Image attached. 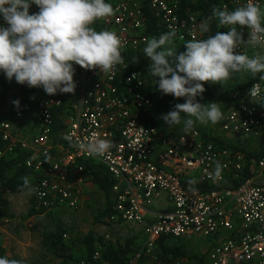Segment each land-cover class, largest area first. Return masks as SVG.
<instances>
[{"label":"built area","instance_id":"1","mask_svg":"<svg viewBox=\"0 0 264 264\" xmlns=\"http://www.w3.org/2000/svg\"><path fill=\"white\" fill-rule=\"evenodd\" d=\"M107 2L112 4L114 14L92 26L97 31L116 32L123 41L122 51L143 52L147 39L154 37L148 33L146 13L156 19L158 37L171 29L176 31L173 49L208 34L199 31L203 19L183 8L181 0ZM252 2L255 0H230L221 8L234 10ZM260 2L264 7V0ZM242 31L247 38L248 30ZM238 50L249 55L253 52L243 45ZM262 75L250 88L256 97L252 98L250 90L239 100V94L235 95L214 132L248 151L261 150L260 157H247L242 150L204 143L198 129L171 138L162 125L150 120L158 106L149 95V77L132 69L124 58L109 74L75 65L74 102L70 112L61 116L62 127L57 133V139L64 142H53L54 112L62 106L63 93L47 94L33 113L30 142L16 134L13 123L0 122V138L8 142L7 148L0 150V157L12 152L17 143L32 151L26 165L36 173L31 186L34 206L53 212L62 208L77 210L85 203L91 183L89 170L80 161L93 158L105 164L117 181L112 189L115 202L111 220L143 230V245L130 264L143 257L162 264L158 244L164 236L186 242L195 237L207 239L209 264H264ZM209 84L204 82V93ZM20 116L22 113L18 112L17 117ZM65 135L81 143L108 139L115 147L103 156H95L70 145ZM51 150H55L52 155ZM217 162L222 166L221 176L213 178L209 174L214 173ZM209 185L214 188H199ZM158 201L170 208L155 209ZM100 256L98 249L93 258ZM90 263L83 260L80 264Z\"/></svg>","mask_w":264,"mask_h":264},{"label":"clouds","instance_id":"2","mask_svg":"<svg viewBox=\"0 0 264 264\" xmlns=\"http://www.w3.org/2000/svg\"><path fill=\"white\" fill-rule=\"evenodd\" d=\"M33 5L38 12L30 13ZM114 11L107 0H0V20L4 22L0 24V74L30 88H42L48 95L75 92V65L109 74L123 63V41L116 32L97 31L92 25ZM214 19L228 30L217 31L206 39H190L182 52L172 47L174 29L146 41L143 53L151 61L148 73L155 78L158 90L185 98L184 103L160 117L170 129L182 125L183 133H188L197 123L216 124L222 119L220 103L202 104L197 99L205 92L204 82L224 84L240 72L264 74V7L260 0L234 10L214 7L212 14L199 23V31L209 33ZM245 28L247 38L242 31ZM242 45L252 49V55L239 51ZM250 95L256 97L254 89ZM13 103L18 107L20 101ZM181 114L186 118L182 119ZM64 139L95 156H103L115 147L108 139L86 143L74 141L71 135ZM221 171L217 162L209 175L220 178ZM22 181L21 189L31 194L29 178L25 176ZM0 264L24 261L0 256Z\"/></svg>","mask_w":264,"mask_h":264},{"label":"trees","instance_id":"3","mask_svg":"<svg viewBox=\"0 0 264 264\" xmlns=\"http://www.w3.org/2000/svg\"><path fill=\"white\" fill-rule=\"evenodd\" d=\"M230 0H181L183 8H187L189 11L195 12L199 15V18L206 19L212 14V9L214 7H220L223 3L228 2ZM34 6V5H33ZM147 24H148V33L154 37H158L159 31H157L156 19L150 14L146 13ZM99 29V28H98ZM228 28L220 27L218 25L217 20H213L211 23L210 32L204 36L202 39H206L209 35H214L217 31H227ZM186 42L177 45L174 48L175 51L182 52L185 51L184 45ZM122 56L124 59L130 62L131 68L140 71L141 73L147 75L149 77L150 84V92L149 95L153 99V101L157 104L158 109L157 112L151 117V122L154 124H161L162 119L160 118L163 114L168 112V104L170 101L169 95H164L162 92L158 90V87L153 84V77L148 73L150 66V59L145 57L142 51H122ZM260 74H256L252 76V78L245 83H242L236 89L239 93L238 100L245 96L253 82L259 78ZM0 84L3 85L4 92L0 97V122L9 121L13 123L14 128L20 124L21 121L30 117L39 106L42 104L43 99L47 96L45 93L43 99H40L38 105L36 107L29 106L26 109H20V111H8L3 112V104L5 101L6 94L8 93V83L7 78L0 74ZM207 93H203L201 97V102H205ZM74 93H63V103L62 106L57 108L54 112V120L56 126L54 128L53 138L54 143L64 142L63 140L57 139V133L59 129L62 127L60 122L61 116L70 112V107L74 102ZM181 103L185 102V98H178ZM230 105V104H229ZM21 112L22 116L17 117V113ZM182 115V114H181ZM183 116V115H182ZM186 118V117H184ZM29 119V118H28ZM183 119V118H182ZM33 121V120H32ZM33 122H30L32 124ZM218 123V122H217ZM193 129H199L197 125L194 126ZM34 127L32 126V133ZM201 132V140L204 143H214L220 147H231L234 150H242L247 153V157L255 156L260 157L262 155L261 150H255L253 152L248 151L246 147L236 146L232 143L224 141V139L214 132H207L199 129ZM67 144V143H65ZM8 146V142L2 140L0 138V150H5ZM70 147V145H68ZM55 150H51V155ZM31 150L25 149L22 147L21 143H17L16 147H14L12 152H8L0 157V218H14L15 214L10 211V202L12 199V195L19 193L26 189H21L20 185H22V178L27 176L29 178L30 187L35 181L36 173L26 165V160L29 158ZM87 170H89V178L88 181L91 183L90 185L96 186L100 192L103 193L106 202L104 209L95 216L94 222H104L110 223L113 222L111 220V216L114 214L113 204L115 202L114 193L112 191L113 186L117 182L115 178L112 177L109 172L107 166L96 159H86L80 161ZM199 188L203 190H211L214 187L211 185L204 186L203 188L199 186ZM30 208L28 212L23 216L24 219L30 218L36 215H42L45 213L52 214L53 211H48L46 209H37L34 206L33 196L30 194ZM68 229L61 224H57L54 229H50L47 231H43V245L53 253H57L59 257H62V261L57 262L56 264H70L69 260L72 258V254L69 252V245L65 242L64 237L67 234ZM144 234L141 229L140 233L134 235L130 238H127L123 241H118L116 244L114 243H103L105 240L101 236H96L94 230L89 231L83 239L85 244V255L84 260L92 262V264H102V262H108L109 264H130L133 256L136 251H138L144 242ZM184 240L182 238H175L173 236H164L159 240V251L162 259V264H174V261L180 257L187 256L184 245ZM101 244V245H100ZM101 251V256L99 259L94 260V254L97 250ZM0 256H7L8 258H14L13 255L8 254L6 248L0 242ZM193 258L197 259L199 264H205V253L202 255H196ZM149 259L147 257H143L139 262L144 263Z\"/></svg>","mask_w":264,"mask_h":264},{"label":"rangeland","instance_id":"4","mask_svg":"<svg viewBox=\"0 0 264 264\" xmlns=\"http://www.w3.org/2000/svg\"><path fill=\"white\" fill-rule=\"evenodd\" d=\"M252 76L251 73L240 72L233 74L224 84L210 82L205 104L217 102L220 103L222 112L226 111L234 101L235 95L239 94L236 90L238 86L250 80ZM158 79L156 78V80ZM7 83L8 100L10 99L9 105H13V101H20L18 107L16 105L14 107L10 106L13 107L12 110L10 109L11 112L14 110L20 111L21 108L26 109L29 106L36 107L39 100L43 99L45 95L42 88H30L26 84L17 83L14 78L11 81L7 79ZM153 84L157 87L154 77ZM1 88H3L2 84H0ZM169 97L168 112L173 110L176 104L181 103L178 98L172 95H169ZM3 112H5L4 109ZM182 115V118H184V114ZM28 118L16 126L15 132L21 139L30 142L29 137L30 139L33 137V123L30 124V122H33V114ZM161 124L166 133L173 139L178 138L180 135L188 134L193 130L191 129L188 133H183L182 125L179 128L170 129L163 120ZM196 125L199 129L207 132H214L217 127V123H209L207 125L197 123ZM86 196L87 199L80 209L69 210L62 208L52 214L45 213L24 219L23 216L30 208L29 191L26 189L12 195L9 208L15 214V217L11 219L0 218V242L6 248L8 254L13 255L15 259L23 260L24 264H56L62 261L63 258L43 245L42 232L54 229L59 223L68 229L64 240L69 245V252L72 254V258L69 260L70 264H80L85 259V244L83 239L89 231L94 230L96 236L103 237L105 240L103 243L105 244H116L118 241H123L140 233L141 228L136 225L115 222L95 223V216L104 209L106 199L103 193L94 185L89 186ZM153 207L161 210L163 208L169 209L170 205H165L164 202L158 201ZM190 241L183 242L187 256L176 259L174 264H199L197 259L193 257L205 253L209 247V241L202 237H195ZM207 258L208 256L206 257V261ZM137 264L152 263L148 261L141 263L138 261Z\"/></svg>","mask_w":264,"mask_h":264},{"label":"crops","instance_id":"5","mask_svg":"<svg viewBox=\"0 0 264 264\" xmlns=\"http://www.w3.org/2000/svg\"><path fill=\"white\" fill-rule=\"evenodd\" d=\"M38 11H39V8L36 5L32 6L31 9H30V13H36ZM3 23L4 22L2 20H0V24H3ZM3 92H4V89L1 88L0 89V97L3 94ZM207 94H208V92H207ZM9 100H8V94H6L5 101H4V104H3V108H4L5 112H8L10 109H12L14 107V103H13V105H9V103H8ZM203 104H205V102ZM10 106H13V107H10ZM222 136H224V134H222ZM29 141H31L30 137H29ZM205 255L207 256V252L206 251H205ZM148 262H151L152 264H154L151 260H148ZM207 262H209V260L207 259V261H206V258H205V263L207 264ZM102 264H109V263L108 262H102ZM135 264H137V263H135Z\"/></svg>","mask_w":264,"mask_h":264}]
</instances>
